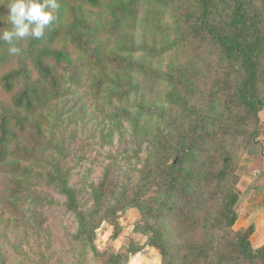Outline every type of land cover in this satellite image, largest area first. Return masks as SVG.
<instances>
[{
	"label": "rangeland",
	"instance_id": "rangeland-1",
	"mask_svg": "<svg viewBox=\"0 0 264 264\" xmlns=\"http://www.w3.org/2000/svg\"><path fill=\"white\" fill-rule=\"evenodd\" d=\"M64 1L61 18L67 15L66 21L72 22L71 8L79 0ZM8 2L0 0V32L11 29ZM231 2L208 0L209 10L214 12L211 16L219 27L247 46L252 42L250 28L232 29L228 25ZM246 7H251L249 14L253 15L264 8V0H247ZM197 16L193 0H132L125 10L122 26L114 19L108 18L112 21L105 22L104 14L105 23L99 25L101 31L96 40L107 39L110 49L121 50L124 53L121 55L128 57L126 72L120 66L113 67L111 55L94 57L89 48L82 46V39L74 40L73 33H68L66 40L59 37L51 42L53 48H64L70 60L80 65L83 74L91 71L84 67L87 64H103L107 76L99 75L97 79L108 81L101 89L112 88L113 80H117L113 72L122 71V87L117 91L108 90L105 98L100 93L97 95L95 88H70L49 111L38 109L47 114V120L39 116L35 124L42 121L43 136L36 141L44 148L45 158L41 161L44 165L38 171L39 167H35L27 181L29 193H19L18 213L29 219L25 222L19 215L10 224L7 220L14 218L11 211L3 212L0 218V264H162L163 253L149 242L152 231L148 228L154 223H160L165 231L183 226L189 221L186 214L191 216L190 199H196L201 191H179L178 186H169L167 181L183 177L204 180L206 173L216 168L211 163V155L205 152L219 126L238 127L244 132L237 135L241 141L250 138V132L256 130L254 140L249 139L243 147L230 152L233 157L240 156L235 162L230 158L235 164L231 172L238 177V182L247 175L250 156L259 152L255 140L260 132L259 112L264 111V106L257 114L255 125L253 113L233 95L242 75V63L221 50L212 51L214 42L200 36ZM257 16L259 29L264 33V14ZM94 18L102 21L99 15ZM116 28L125 36L110 33L116 32ZM183 32L187 36L178 39V34ZM91 43L93 46L95 40L88 42V46ZM8 48L0 40L1 84L4 74L18 63L16 55L6 57L10 56ZM211 56H216L217 61ZM259 68V74L263 73L264 66ZM257 95L264 102L262 81ZM0 102L4 105L11 102V94L4 92L2 85ZM119 106L127 109L132 119L121 115L116 109ZM138 106L142 107V116L136 123L134 113ZM57 146L61 147V153ZM178 148H186L188 154L181 157L169 174L166 167L178 161L176 156L181 155L176 152ZM52 159L64 168L67 184L77 191L75 198L80 212L92 213L86 216L95 227L91 244L84 234L77 235V218L63 204L62 192L44 174ZM234 188L237 193L241 191L238 183ZM248 191L243 190L241 197ZM168 204L179 216L163 217L168 213ZM238 207L237 204L232 230L248 227L240 226ZM186 229L187 226L181 237H188ZM187 233L191 236L189 239L200 240V231Z\"/></svg>",
	"mask_w": 264,
	"mask_h": 264
},
{
	"label": "trees",
	"instance_id": "trees-1",
	"mask_svg": "<svg viewBox=\"0 0 264 264\" xmlns=\"http://www.w3.org/2000/svg\"><path fill=\"white\" fill-rule=\"evenodd\" d=\"M193 1L195 9L198 11L196 26L200 36L214 42L215 47L212 51L221 50L225 55L234 56L242 63L243 71L238 89L236 92L232 91L233 95L235 93L238 97V103L253 113L252 120L257 125V114L264 106V102L257 95L258 84L261 81L264 82V72L259 74V67L264 66V33L259 29L260 20L257 15L264 14V8L262 7L250 15L252 9L246 7L247 0H232L229 5L230 8L227 12L229 27L232 29L244 27L251 30L252 42L245 46L237 36L225 32L214 22L211 16L214 12L209 10L208 0ZM59 3L60 8L55 13L58 18L45 30V35L42 38L25 37L16 40V45L21 50L16 55L18 63L10 67L9 72L4 74L1 80L4 83H0L4 92L11 94L9 104L4 105L0 102V218L2 220L3 212L11 211L14 218L7 220L10 224L19 215H22V220L25 222L29 219L23 213H18L20 211L18 202L21 198L19 193L21 195L23 192L29 193L30 184L27 181H30L35 167H39L38 171L44 165L41 164L45 158L44 148L41 147V143L36 141L38 138L40 139L41 135L43 136L42 121L35 124L39 116H44L43 121L47 120V114L46 112L40 113L38 109L44 108V111H49L54 102L60 101L61 97L67 95L70 88L77 87V90L81 87H86L87 90L95 88L97 95L100 93V97L105 98L108 90L117 91V88L121 89L122 87L120 77L122 71L115 70L113 72L117 80H113L112 88L101 89L102 84L108 81H105L106 78L104 81L97 79L99 75L107 76V68H103V64L93 66L89 63L84 67L91 71L83 74L79 70L80 65L70 60L69 54L63 50L64 48H53L51 42L59 37L66 40L67 34L73 33L74 40L82 39V46L85 45L89 48L94 57H109L111 55V57L113 56L111 59L113 67L120 66V69H125V72L128 70L126 68V64L129 65L128 57L122 56L121 54L124 53L121 50L110 49V45L108 47L106 43L107 39L98 38V41L96 38L98 31H101L99 25L105 23L108 18L117 20L118 25L122 26L121 21L124 19L125 10L132 0H79L71 8L69 17L73 16L72 22L66 21L67 15H65L66 17L62 15L61 18L65 1L59 0ZM77 11H80L79 16L76 15ZM104 14L105 22H103ZM98 15L99 18L101 17V22L94 18ZM145 19L148 20L146 17ZM256 22H258L257 27L255 26ZM110 33H117L120 37L125 36L121 34L122 32L120 33L119 28H116V32L112 30ZM185 36H187L186 32L180 33L178 39H180L179 37L185 38ZM91 40H95V43L91 46L92 42L88 46V42ZM6 57H11V54ZM211 58L214 62L217 61L216 56H211ZM107 65L109 64H105V66ZM64 101L68 102L69 100L64 99ZM116 109H119L121 115L125 114V118L132 119L127 109L120 106ZM141 109L142 107L138 106L134 113L136 123L140 122ZM32 114L33 118H31ZM254 131L250 132V138L241 141L237 135H243L244 132H240L238 127L219 126V130L216 129V132L210 137L211 145L205 152L207 155H211V163L216 168L206 173L208 176L204 180H186L184 177L168 179V185L178 186L179 191L187 192L188 189L201 191L197 194L196 199H190L191 204L188 205V211H191V216L189 217V213L186 214L189 221H186L183 226H178L177 230L171 228V231H165L160 223H154L148 228L152 231L149 242L159 247L163 253L162 264H257V262L264 264V245L254 248L249 241L253 226L232 230L237 219L236 205L239 196L234 188L238 183V177H235L234 172L231 171H233L232 167L235 170L234 162L240 156L234 155L233 157L230 152L238 147H243L249 139L254 140L253 137L257 133L256 130ZM57 147L61 153V147ZM177 151L181 152L180 156H176L178 161L168 164L166 167L169 174L172 168L180 163L181 157L188 154L186 148H178ZM200 155L203 156V152ZM230 158L234 162H231ZM64 172V168L52 159L49 169L45 170L44 174L62 192L65 197L63 204L77 218V235L84 234L91 244L95 227L91 226L86 216H91L92 213L88 215L80 212L78 198H75L77 191L69 187L65 180L66 175L63 176ZM183 187L185 188L183 189ZM166 208L168 213L163 217L171 219L179 216L174 212L173 207L170 208L169 204ZM114 216L115 212L111 221ZM24 221L22 222L25 224ZM186 226V235L191 237L188 235V231H200L198 236L200 240L189 239L184 235L181 237ZM250 259L253 261H248Z\"/></svg>",
	"mask_w": 264,
	"mask_h": 264
},
{
	"label": "crops",
	"instance_id": "crops-1",
	"mask_svg": "<svg viewBox=\"0 0 264 264\" xmlns=\"http://www.w3.org/2000/svg\"><path fill=\"white\" fill-rule=\"evenodd\" d=\"M260 132L255 142L259 146V152L250 156L249 171L238 182L240 193L238 200V215L243 227L253 226L249 235L252 247L259 248L264 245V111L259 112ZM248 194L241 197L243 190Z\"/></svg>",
	"mask_w": 264,
	"mask_h": 264
},
{
	"label": "clouds",
	"instance_id": "clouds-1",
	"mask_svg": "<svg viewBox=\"0 0 264 264\" xmlns=\"http://www.w3.org/2000/svg\"><path fill=\"white\" fill-rule=\"evenodd\" d=\"M7 8L11 29L0 32V40L9 45V54L17 55L21 50L14 41L25 37L42 38L56 19L60 3L59 0H9Z\"/></svg>",
	"mask_w": 264,
	"mask_h": 264
}]
</instances>
